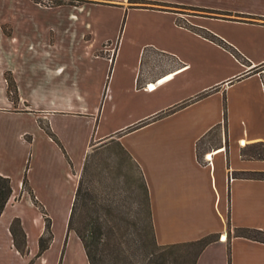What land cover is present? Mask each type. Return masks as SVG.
<instances>
[{"label":"crops","instance_id":"obj_1","mask_svg":"<svg viewBox=\"0 0 264 264\" xmlns=\"http://www.w3.org/2000/svg\"><path fill=\"white\" fill-rule=\"evenodd\" d=\"M4 1L0 175L13 192L0 215V264H90L77 195L89 160L113 149L137 167L159 245L215 236L197 264H264V238L239 232L264 233V0H76L42 8L53 14L37 35L17 0ZM19 57L47 59L40 89L69 95L38 109L22 94L12 100L6 75L19 85Z\"/></svg>","mask_w":264,"mask_h":264},{"label":"rangeland","instance_id":"obj_2","mask_svg":"<svg viewBox=\"0 0 264 264\" xmlns=\"http://www.w3.org/2000/svg\"><path fill=\"white\" fill-rule=\"evenodd\" d=\"M32 2L33 4L29 1L27 3L25 0H17L16 7L18 12L26 11L29 22L25 31L27 33L34 32L35 35L42 32L45 26H48L49 17L53 14L50 13L48 16L46 12L42 11V8L56 7L58 6L57 3H66L63 5L77 4L76 0H33ZM6 6V2L2 0L1 7L4 9ZM119 40L120 38L117 42L118 57L127 59V44H120L119 47ZM62 47L69 50L70 43L63 41ZM194 48L196 49V47ZM222 60L227 65L230 62V59ZM53 61L51 64L58 66L61 63L66 64L68 59H55ZM48 62L47 59H24L23 57L12 61L11 66L17 70V78L22 89H19L13 74L8 73L6 75L7 81L8 78L14 81L15 92L12 94L9 88V97L14 95L15 99H11L17 103L22 94L28 98L30 105L38 109L47 107L46 102L48 100L50 103L54 98H61L63 95L68 96L69 94L65 90L55 92L54 89L51 91L40 89L42 84L47 83L44 70L46 71L45 66ZM70 71L71 68L65 72V79ZM36 113H41V111L36 110ZM23 117H18L23 124L29 125V127L34 126L30 116ZM110 169H116L118 174L112 175L109 172ZM81 190L78 211H81L82 223L76 226L80 233L88 239L100 240L99 244L95 246L99 249L98 255H103V260L107 264L115 262L116 259L123 262L124 257L117 258L119 256L116 254V250L122 249L129 261H138V264H142L143 241L152 239L153 231L146 209L144 186L135 164L119 150L113 149L103 152L96 158L89 160ZM261 237L264 238V235ZM118 239L121 240L119 244Z\"/></svg>","mask_w":264,"mask_h":264},{"label":"trees","instance_id":"obj_3","mask_svg":"<svg viewBox=\"0 0 264 264\" xmlns=\"http://www.w3.org/2000/svg\"><path fill=\"white\" fill-rule=\"evenodd\" d=\"M36 1V0H35ZM40 3L39 1H37ZM66 3H57L56 5H63ZM9 88L14 94V81L11 78H8ZM11 98L15 99V96L12 95ZM88 165V163H87ZM264 176V174H259ZM24 186H27V179L24 180ZM82 186L78 190L77 197L80 198ZM12 186L11 180L9 178L3 177L0 175V215L4 212L5 207L12 195ZM146 209L149 216V206L146 200ZM74 210L72 212L69 229H74ZM151 224V221H150ZM151 229L153 231V226L151 224ZM11 232L15 238L16 245L20 252L24 253L27 247L26 234L22 228L20 219L14 220L11 225ZM239 232L251 239L262 240L261 237L264 235L263 232L252 229H241ZM51 224L47 221V230L45 236L40 240V253H43L49 246L51 241ZM79 236L83 242L87 257L90 264H107L103 260V255H98L99 249L97 246L100 242L99 239L90 240L85 235L80 233ZM216 240L215 236H207L196 242L171 245V246H161L157 243L154 232L152 239L143 241V252H142V264H197L198 258L203 252V250L212 242ZM118 244L121 243V240H117ZM115 252V251H114ZM116 254L119 256L117 258H123V262L116 259L115 262L110 264H138V261H129L127 256H125V251L122 249L116 250Z\"/></svg>","mask_w":264,"mask_h":264},{"label":"bare ground","instance_id":"obj_4","mask_svg":"<svg viewBox=\"0 0 264 264\" xmlns=\"http://www.w3.org/2000/svg\"><path fill=\"white\" fill-rule=\"evenodd\" d=\"M209 158L211 157V156H208Z\"/></svg>","mask_w":264,"mask_h":264}]
</instances>
